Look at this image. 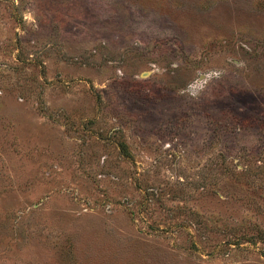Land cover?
Segmentation results:
<instances>
[{"label": "rangeland", "instance_id": "rangeland-1", "mask_svg": "<svg viewBox=\"0 0 264 264\" xmlns=\"http://www.w3.org/2000/svg\"><path fill=\"white\" fill-rule=\"evenodd\" d=\"M0 264H264V0H0Z\"/></svg>", "mask_w": 264, "mask_h": 264}]
</instances>
